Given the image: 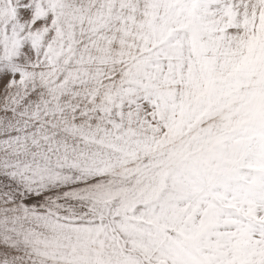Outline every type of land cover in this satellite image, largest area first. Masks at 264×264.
Instances as JSON below:
<instances>
[{"label": "snow or ice", "instance_id": "snow-or-ice-1", "mask_svg": "<svg viewBox=\"0 0 264 264\" xmlns=\"http://www.w3.org/2000/svg\"><path fill=\"white\" fill-rule=\"evenodd\" d=\"M0 264H264V0H0Z\"/></svg>", "mask_w": 264, "mask_h": 264}]
</instances>
